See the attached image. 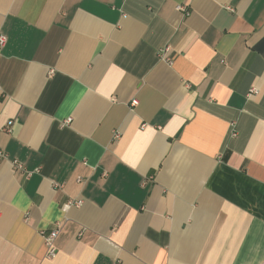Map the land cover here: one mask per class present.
Returning a JSON list of instances; mask_svg holds the SVG:
<instances>
[{"label": "crops", "instance_id": "obj_1", "mask_svg": "<svg viewBox=\"0 0 264 264\" xmlns=\"http://www.w3.org/2000/svg\"><path fill=\"white\" fill-rule=\"evenodd\" d=\"M0 33V264H264V0H0Z\"/></svg>", "mask_w": 264, "mask_h": 264}, {"label": "built area", "instance_id": "obj_2", "mask_svg": "<svg viewBox=\"0 0 264 264\" xmlns=\"http://www.w3.org/2000/svg\"><path fill=\"white\" fill-rule=\"evenodd\" d=\"M180 8H184V7L180 6ZM6 43H7V36L5 34H3V33H0V52L5 47ZM168 49H169V47H165L164 49H162L160 51V55L163 56L164 52H166ZM133 103L136 104L137 101L134 100ZM234 135H236V133H234ZM115 137L118 138L119 137V133H116ZM0 153H1V151H0ZM19 167L22 168V165L19 164ZM82 203H83L82 199H69L63 205V208H64V210L67 211L73 206H81ZM59 233H60V228L56 227V228H53V229H50V230L46 231V233L44 234L45 243H46V246H47V257L48 258H53L58 253V250H57V247L55 245V242H56V239H57Z\"/></svg>", "mask_w": 264, "mask_h": 264}]
</instances>
